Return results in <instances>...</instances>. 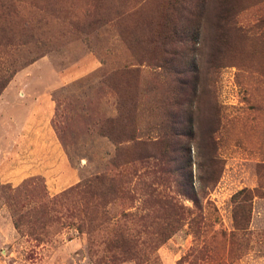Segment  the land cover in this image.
Instances as JSON below:
<instances>
[{
	"label": "rangeland",
	"instance_id": "obj_1",
	"mask_svg": "<svg viewBox=\"0 0 264 264\" xmlns=\"http://www.w3.org/2000/svg\"><path fill=\"white\" fill-rule=\"evenodd\" d=\"M0 90V264H264V0H0ZM189 121L193 179L211 128L220 173L160 242L159 193L192 202L154 165Z\"/></svg>",
	"mask_w": 264,
	"mask_h": 264
},
{
	"label": "trees",
	"instance_id": "obj_2",
	"mask_svg": "<svg viewBox=\"0 0 264 264\" xmlns=\"http://www.w3.org/2000/svg\"><path fill=\"white\" fill-rule=\"evenodd\" d=\"M166 26L170 27L169 25ZM173 32L174 31H172L171 35H173ZM166 33L169 34V30L166 31ZM7 82L2 85L1 90L6 86ZM215 132V129L211 128V130L207 131V133L204 134L206 138V144L202 146H196L197 157H199L200 159H204L205 161V163H199L198 165L196 180L193 179V174L191 171L190 151L191 144L195 142L197 133L192 127V123H190V121L186 132L178 134V137L185 139L183 145L181 146V150H183L182 147H185L188 159H183L184 162L182 165H180L179 163L181 159H156V163L154 166L157 168V171H159L161 175L165 174V176H167L168 174L173 175V173H176V177L174 179L177 184L176 191L181 196L188 198L192 202V206L185 207L181 204L174 202L173 197H171L170 195L161 194V192L159 193L158 200L159 203H161L163 210L161 214V219L163 221L169 222L165 226L162 225L159 227L158 236L160 242L165 241L166 239L170 238L173 234H175L178 230H180L186 220H188L189 225L193 228L194 231L199 232L200 223L204 219L203 210L210 203V201L208 200L209 190L217 182L218 175L220 173L221 160L217 156ZM169 160L172 162V165H170V163L168 162ZM186 168L187 170H185ZM177 174L180 175L177 176ZM161 178L165 180L164 177ZM102 180L103 182L106 181V185L114 186L115 183H117V177L114 175H97L78 184L74 188H71L70 190H68V192L81 189L82 191L92 193L94 192L95 183L99 181L102 182ZM163 183H165V181H163ZM248 194L250 195L249 191L246 189H242L238 192V196L243 195V198L248 196ZM248 199H251V197H249ZM204 200L206 201V204ZM54 203L55 202L52 199H49L40 204L36 212L40 213L42 217L41 221L44 222L45 220L51 218L52 212L55 211ZM245 207H247L248 212L249 205L246 204ZM238 212H240V214ZM23 216L24 214H15L13 216L14 225L18 230L21 224V222L19 221H21ZM243 217H245V221ZM234 220L235 229L241 230L245 228V225L247 224L246 211H234ZM32 221L33 220L31 219L27 220V222L29 223L34 222Z\"/></svg>",
	"mask_w": 264,
	"mask_h": 264
},
{
	"label": "crops",
	"instance_id": "obj_3",
	"mask_svg": "<svg viewBox=\"0 0 264 264\" xmlns=\"http://www.w3.org/2000/svg\"><path fill=\"white\" fill-rule=\"evenodd\" d=\"M40 100V105H38V104H35L34 103V106H33V109H35V108H37V107H39V108H37V110H44V112H46L47 114H50L51 115V113H52V111H53V100H50L48 97H46V98H38V101ZM37 103V102H36ZM49 116V115H48ZM30 128H32V125H30L29 126ZM59 154L61 155V153H58V156H59ZM63 161H64V163H65V159H62L61 160V162L63 163ZM36 172V173H35ZM35 172L33 171V172H31V173H28L26 176H33V175H35V174H41V175H46L47 173H44L43 172V170L42 171H36L35 170ZM12 179H8L7 180V182L8 181H11Z\"/></svg>",
	"mask_w": 264,
	"mask_h": 264
}]
</instances>
